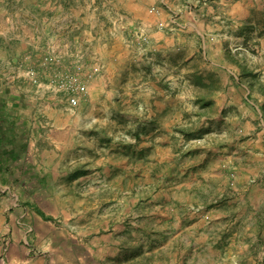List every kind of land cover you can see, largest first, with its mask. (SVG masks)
Returning a JSON list of instances; mask_svg holds the SVG:
<instances>
[{
    "label": "rangeland",
    "instance_id": "rangeland-1",
    "mask_svg": "<svg viewBox=\"0 0 264 264\" xmlns=\"http://www.w3.org/2000/svg\"><path fill=\"white\" fill-rule=\"evenodd\" d=\"M61 1L41 11L35 0H0V133L4 148L19 151L0 171V264H105L104 235L138 223L124 192L143 203L154 196L160 208L170 191L192 195L202 171L219 177L174 232L209 234L195 251L205 264H264L262 243L240 248L242 263L225 261V214L241 176L226 170L228 160L264 141V0H229L234 14L215 18H183L177 1L148 0L141 24L122 20L107 36L87 28L72 50L35 25L65 14L93 20L96 4ZM208 1L188 11L202 14ZM262 174L244 186L262 185Z\"/></svg>",
    "mask_w": 264,
    "mask_h": 264
},
{
    "label": "crops",
    "instance_id": "crops-1",
    "mask_svg": "<svg viewBox=\"0 0 264 264\" xmlns=\"http://www.w3.org/2000/svg\"><path fill=\"white\" fill-rule=\"evenodd\" d=\"M52 1L46 4L44 0H35V3L37 4V9L41 11L44 9L43 6L52 10V8L49 7L52 5ZM176 1L179 4V10L183 13V18L185 16L200 17L205 15H208L209 18H215L216 15H220V10L225 12L223 16L234 14L235 12V5L229 0L220 1L224 6L222 9L219 7L218 0H209L207 3L204 2V5L198 10L202 14H195L188 11V3L196 5L199 0H161V2L169 8L171 7L167 2H173L171 3L173 5ZM61 2L67 6L70 0H62ZM57 3H59V1H55V4ZM94 3L96 5H93V7L95 6L93 9V20L88 21L86 18L74 19V16L65 14L53 20L46 18L39 19L35 26L47 32L49 36L56 38L58 42L60 41L63 44L70 42L69 48L72 50L75 44L86 43L83 37H85L87 33V31H84L87 28H90L91 32L95 30V28H99L101 29L100 34H105L107 36L114 34L113 30H117L119 27L122 28V23H119L122 20L126 19L134 22V24H141L139 20L145 15V5L148 3V0H94ZM121 13H125L126 16L121 15ZM188 21L190 20L185 21L184 26L186 28H188V25L195 26L194 23ZM86 23H90V25L86 26ZM195 33V36L204 39V32L196 30ZM98 34L99 33H97V35ZM69 38H74V40L72 41ZM203 48V52L205 53V45ZM261 116H263L262 113ZM208 149L211 150V147ZM213 149H215V147H213ZM242 149L243 150L236 149L233 152V154L240 152L238 157L232 155V159L230 158L228 160L226 170L228 171L229 169L230 172L237 170V174L241 175L239 176V187L241 192L235 190L239 191L237 195H234L236 199L232 197L233 200L229 203L238 202L235 204V208L234 204L232 205L231 212L225 214V217H230V220L227 221L229 223L227 226L232 230L231 235L228 237V241L226 240V243L229 244L231 248L229 249L230 254L225 261H235V259H238L240 263L244 262V257L240 254V248L241 251H246L250 246L260 245L261 243L264 245V180H262V185L259 184L262 186L260 188H257L259 185L244 186L245 182H249L251 178L255 179L258 174L263 173L262 175H264V141L258 144L249 142L244 144ZM255 151L261 152L260 156H257ZM205 161L204 158L199 163L201 168L203 164H205ZM243 161L244 163H242ZM200 173L202 183L204 184L192 183V185L188 187L192 195L185 198L183 196H178V192L175 190L170 191L166 194L168 202L166 201V203H164L165 205H161L160 208L153 203L154 196H152L153 198L151 200H149V198H144L145 203H143L139 199L138 193L133 194V190L124 192L131 194L132 206L137 208L138 211V213H133L135 216L139 217L137 219L138 223H132V225L129 226L118 224L119 226L116 227V229H118L117 231L114 228L111 233L104 235V247L106 248L105 253L107 257L105 264H110L112 261L113 264H128L126 263L127 261H138L142 258L144 259V257L146 260H153V258L159 259L160 257L172 256V254L178 257L177 264H205L209 262V257H202L195 252L196 249H199L197 240H199V238L200 240H208L210 239L209 234L201 233L199 238L195 237V239H193L194 236L192 234L194 232L189 230L190 228L188 226L183 227L184 229H181V232H174L179 223H186L185 220L191 215L190 212L194 208V205L196 203H202L198 202L202 198V195L210 196L212 189H210L211 187L206 182H208L209 179L214 180L216 176L219 177V175L213 172L207 174V176L203 171ZM118 193L123 194V191L119 189ZM260 198H263V200ZM245 229L247 231L243 232ZM236 230L237 233L235 232ZM238 242L240 243L239 246L237 245ZM247 242L251 243L248 244ZM241 245L247 248L243 249ZM205 248L207 249V246H205ZM235 250L237 251L236 255ZM193 251L194 253H192ZM202 251V248L199 249L200 253ZM110 257H113L114 260ZM223 264H229V262H223Z\"/></svg>",
    "mask_w": 264,
    "mask_h": 264
},
{
    "label": "trees",
    "instance_id": "trees-1",
    "mask_svg": "<svg viewBox=\"0 0 264 264\" xmlns=\"http://www.w3.org/2000/svg\"><path fill=\"white\" fill-rule=\"evenodd\" d=\"M0 123H1V115H0ZM2 126L3 125H0V130H1ZM12 147L13 148H8V147L4 148V139L0 133V171H1L2 167L5 166L6 162H9V161L13 162V161L18 160V158H19L18 152L19 151L17 150L16 146H12ZM4 161H5V163H4ZM2 171H4V168L2 169Z\"/></svg>",
    "mask_w": 264,
    "mask_h": 264
},
{
    "label": "bare ground",
    "instance_id": "bare-ground-1",
    "mask_svg": "<svg viewBox=\"0 0 264 264\" xmlns=\"http://www.w3.org/2000/svg\"><path fill=\"white\" fill-rule=\"evenodd\" d=\"M143 37H144V38H143L144 41L147 40V37H145V36H143ZM144 41H143V42H144ZM72 103L75 104V103H77V102H76L75 99H72Z\"/></svg>",
    "mask_w": 264,
    "mask_h": 264
}]
</instances>
